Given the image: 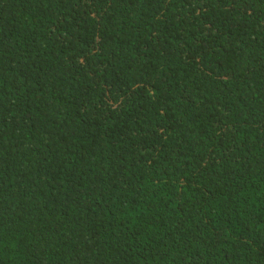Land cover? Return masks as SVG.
Returning <instances> with one entry per match:
<instances>
[{
  "label": "trees",
  "instance_id": "trees-1",
  "mask_svg": "<svg viewBox=\"0 0 264 264\" xmlns=\"http://www.w3.org/2000/svg\"><path fill=\"white\" fill-rule=\"evenodd\" d=\"M0 264H264V0H0Z\"/></svg>",
  "mask_w": 264,
  "mask_h": 264
}]
</instances>
